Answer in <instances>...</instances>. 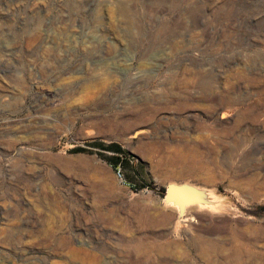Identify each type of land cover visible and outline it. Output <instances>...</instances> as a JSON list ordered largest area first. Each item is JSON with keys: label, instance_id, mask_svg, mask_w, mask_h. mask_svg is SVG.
I'll return each mask as SVG.
<instances>
[{"label": "rangeland", "instance_id": "374dc122", "mask_svg": "<svg viewBox=\"0 0 264 264\" xmlns=\"http://www.w3.org/2000/svg\"><path fill=\"white\" fill-rule=\"evenodd\" d=\"M0 264H264V0H0Z\"/></svg>", "mask_w": 264, "mask_h": 264}, {"label": "water", "instance_id": "95a60500", "mask_svg": "<svg viewBox=\"0 0 264 264\" xmlns=\"http://www.w3.org/2000/svg\"><path fill=\"white\" fill-rule=\"evenodd\" d=\"M140 132L141 130L135 132L134 136H138ZM212 192L213 191L210 189L202 188L189 183H170L167 185L165 190L164 202L166 204H173L178 208V219L181 220L183 219L187 207L195 205L211 206L213 208H216L217 206L219 207L220 203L217 205V198ZM209 193L210 195L212 194V197ZM213 197L216 199L214 200Z\"/></svg>", "mask_w": 264, "mask_h": 264}, {"label": "bare ground", "instance_id": "6f19581e", "mask_svg": "<svg viewBox=\"0 0 264 264\" xmlns=\"http://www.w3.org/2000/svg\"><path fill=\"white\" fill-rule=\"evenodd\" d=\"M213 193V192H212ZM214 194V193H213ZM209 195H210V193H209ZM211 197H212V194L210 195ZM215 196V195H214ZM214 198V200L217 198H215V197H213ZM212 198V199H213ZM163 202H164V200H163ZM214 202V201H213ZM216 203H217V205L219 204V203H221L220 202V200L217 198L216 199ZM164 204H165V206L166 207H169L170 209H173V210H175L176 212H177V214H178V212H179V210H178V208L177 207H175L173 204H166L165 202H164ZM218 208V206L216 207V208H213V207H211V206H202V205H195V206H190V207H187L186 208V211H185V214H187L188 216H191V218H193V217H196V218H198V219H200L201 218V215L202 214H204V213H206V214H215L216 213V209ZM186 215V216H187ZM184 217V216H183Z\"/></svg>", "mask_w": 264, "mask_h": 264}, {"label": "trees", "instance_id": "16d2710c", "mask_svg": "<svg viewBox=\"0 0 264 264\" xmlns=\"http://www.w3.org/2000/svg\"><path fill=\"white\" fill-rule=\"evenodd\" d=\"M104 149H106V150H108V151H112V152H114V153H117V154H121L122 153V148H121V146L119 145V144H117V143H112V144H110V145H108V146H105V148ZM74 152H81V151H83V149H81V148H77V149H75V150H73ZM110 164H112L114 167H115V169L117 170V171H119V173L123 176V172H122V170H121V165H119L117 162H113V160H111L110 161ZM132 189H134V190H138L137 188H135V187H133ZM163 194L165 193V189H163V192H162Z\"/></svg>", "mask_w": 264, "mask_h": 264}, {"label": "built area", "instance_id": "2783aa9c", "mask_svg": "<svg viewBox=\"0 0 264 264\" xmlns=\"http://www.w3.org/2000/svg\"><path fill=\"white\" fill-rule=\"evenodd\" d=\"M120 174V173H119ZM121 175V174H120Z\"/></svg>", "mask_w": 264, "mask_h": 264}]
</instances>
